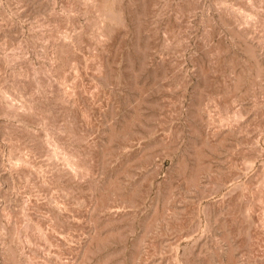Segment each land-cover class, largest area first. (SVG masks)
Here are the masks:
<instances>
[{
	"label": "rangeland",
	"instance_id": "rangeland-1",
	"mask_svg": "<svg viewBox=\"0 0 264 264\" xmlns=\"http://www.w3.org/2000/svg\"><path fill=\"white\" fill-rule=\"evenodd\" d=\"M0 264H264V0H0Z\"/></svg>",
	"mask_w": 264,
	"mask_h": 264
}]
</instances>
